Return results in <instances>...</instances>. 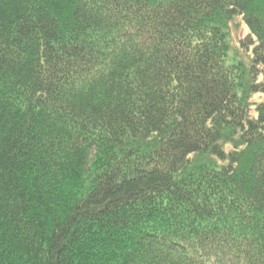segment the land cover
Returning a JSON list of instances; mask_svg holds the SVG:
<instances>
[{
    "label": "trees",
    "instance_id": "trees-1",
    "mask_svg": "<svg viewBox=\"0 0 264 264\" xmlns=\"http://www.w3.org/2000/svg\"><path fill=\"white\" fill-rule=\"evenodd\" d=\"M0 264H264V0H0Z\"/></svg>",
    "mask_w": 264,
    "mask_h": 264
},
{
    "label": "rangeland",
    "instance_id": "rangeland-1",
    "mask_svg": "<svg viewBox=\"0 0 264 264\" xmlns=\"http://www.w3.org/2000/svg\"><path fill=\"white\" fill-rule=\"evenodd\" d=\"M231 30V45L234 51L232 54L238 56L241 53H238L237 48L240 46L243 39H245L248 31L245 25L241 22V20L237 19L230 27ZM246 61V58H242ZM256 98V97H255Z\"/></svg>",
    "mask_w": 264,
    "mask_h": 264
}]
</instances>
